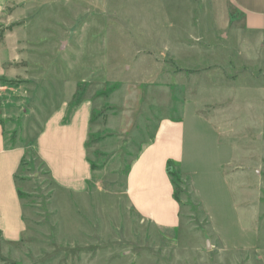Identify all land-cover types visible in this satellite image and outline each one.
<instances>
[{
	"label": "rangeland",
	"instance_id": "obj_1",
	"mask_svg": "<svg viewBox=\"0 0 264 264\" xmlns=\"http://www.w3.org/2000/svg\"><path fill=\"white\" fill-rule=\"evenodd\" d=\"M1 47L6 145L27 159L26 230L0 237V264H264V57L227 0H9ZM80 99L95 107L92 174L74 193L52 181L34 141L49 113ZM194 108L219 115V130ZM181 115L172 230L133 209L125 182L158 120Z\"/></svg>",
	"mask_w": 264,
	"mask_h": 264
},
{
	"label": "crops",
	"instance_id": "obj_2",
	"mask_svg": "<svg viewBox=\"0 0 264 264\" xmlns=\"http://www.w3.org/2000/svg\"><path fill=\"white\" fill-rule=\"evenodd\" d=\"M8 1L0 0V19ZM227 2L242 16L245 30L260 36L264 57V0ZM3 50L1 47L0 78L6 73ZM8 96L9 99L5 98L1 103L11 109L8 104L11 93ZM94 109L93 102L87 99H80L72 106L64 102L46 116L34 141L36 155L46 166L52 181L74 193L86 190L92 174L87 142L93 134ZM193 111L194 118L219 130V115L207 117L198 115L203 111L201 109L194 108ZM4 123L0 118V237L8 243H16L26 230L17 177L27 159V149L23 145H6ZM183 134L182 115L158 120L151 140L130 164L125 182V193L133 209L152 224L172 230L180 225L181 205L174 193L168 164L171 162L182 168Z\"/></svg>",
	"mask_w": 264,
	"mask_h": 264
},
{
	"label": "trees",
	"instance_id": "obj_3",
	"mask_svg": "<svg viewBox=\"0 0 264 264\" xmlns=\"http://www.w3.org/2000/svg\"><path fill=\"white\" fill-rule=\"evenodd\" d=\"M0 80H2V78H0ZM9 86H11V85H9ZM16 88V87H15ZM77 103V101L74 103V104H76ZM172 166H173V164L170 162L169 164H168V173H169V175H170V178H171V181H172V184L175 186V183H176V181L177 182H179L180 183V179H179V177H178V173L176 172V171H174V170H172ZM178 179V180H177ZM176 196V195H175Z\"/></svg>",
	"mask_w": 264,
	"mask_h": 264
},
{
	"label": "built area",
	"instance_id": "obj_4",
	"mask_svg": "<svg viewBox=\"0 0 264 264\" xmlns=\"http://www.w3.org/2000/svg\"><path fill=\"white\" fill-rule=\"evenodd\" d=\"M1 90H2V86L0 85V93H1Z\"/></svg>",
	"mask_w": 264,
	"mask_h": 264
}]
</instances>
